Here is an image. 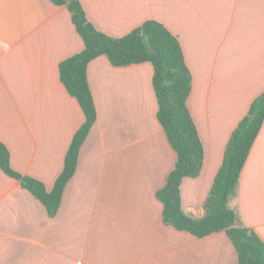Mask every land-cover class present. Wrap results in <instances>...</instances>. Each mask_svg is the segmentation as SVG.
Wrapping results in <instances>:
<instances>
[{"label": "crops", "instance_id": "crops-1", "mask_svg": "<svg viewBox=\"0 0 264 264\" xmlns=\"http://www.w3.org/2000/svg\"><path fill=\"white\" fill-rule=\"evenodd\" d=\"M102 32L122 37L148 20L179 39L193 76L188 106L205 159L181 183L184 211L204 204L232 131L264 91V0H80ZM85 41L67 5L0 0V141L16 171L43 181L61 174L86 116L60 64ZM97 119L83 142L59 211L0 167V264H238L225 230L197 237L167 225L157 197L177 153L158 119L150 62H89ZM264 240V122L231 202Z\"/></svg>", "mask_w": 264, "mask_h": 264}, {"label": "trees", "instance_id": "trees-1", "mask_svg": "<svg viewBox=\"0 0 264 264\" xmlns=\"http://www.w3.org/2000/svg\"><path fill=\"white\" fill-rule=\"evenodd\" d=\"M51 1L69 7L85 41L83 51L60 64V72L63 83L81 104L86 119L73 136L64 168L51 191L43 181L13 169L9 149L1 141L0 167L41 200L51 217L56 216L65 187L76 172L81 146L97 119L87 74L89 62L103 54L116 66L150 62L154 66L158 119L177 153L174 169L165 186L157 192L164 204V222L197 237L225 230L237 248L238 264H264V240L254 229L243 224L237 208L231 205L239 192L243 166L264 122V91L253 100L229 137L223 163L204 204L205 215L201 218L190 216L182 206L181 183L185 177L195 178L201 174L205 150L188 106L193 76L179 39L157 20H148L125 36L113 37L93 25L80 0Z\"/></svg>", "mask_w": 264, "mask_h": 264}]
</instances>
